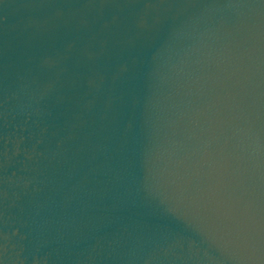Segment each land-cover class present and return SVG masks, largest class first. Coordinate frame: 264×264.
Instances as JSON below:
<instances>
[{"label": "water", "instance_id": "95a60500", "mask_svg": "<svg viewBox=\"0 0 264 264\" xmlns=\"http://www.w3.org/2000/svg\"><path fill=\"white\" fill-rule=\"evenodd\" d=\"M0 264H264V0H0Z\"/></svg>", "mask_w": 264, "mask_h": 264}]
</instances>
